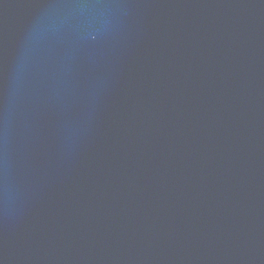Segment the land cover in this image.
<instances>
[{
    "label": "water",
    "instance_id": "obj_1",
    "mask_svg": "<svg viewBox=\"0 0 264 264\" xmlns=\"http://www.w3.org/2000/svg\"><path fill=\"white\" fill-rule=\"evenodd\" d=\"M0 264H264V0H0Z\"/></svg>",
    "mask_w": 264,
    "mask_h": 264
}]
</instances>
